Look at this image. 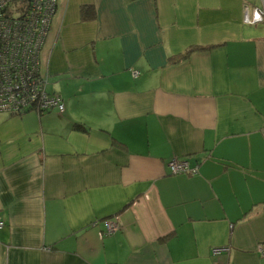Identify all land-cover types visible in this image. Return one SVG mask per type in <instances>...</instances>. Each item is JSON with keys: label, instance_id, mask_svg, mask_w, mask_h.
I'll return each instance as SVG.
<instances>
[{"label": "crops", "instance_id": "1", "mask_svg": "<svg viewBox=\"0 0 264 264\" xmlns=\"http://www.w3.org/2000/svg\"><path fill=\"white\" fill-rule=\"evenodd\" d=\"M259 5L57 0L41 69L63 112H0V264H264Z\"/></svg>", "mask_w": 264, "mask_h": 264}, {"label": "built area", "instance_id": "2", "mask_svg": "<svg viewBox=\"0 0 264 264\" xmlns=\"http://www.w3.org/2000/svg\"><path fill=\"white\" fill-rule=\"evenodd\" d=\"M57 0H0V112L21 115L30 111L42 113L64 105L59 94L49 92L41 69V51L47 38ZM244 21H264V0L259 6L244 8ZM170 173H193L186 159L168 162ZM105 234L118 225L103 220ZM2 222L0 221V226ZM224 248H214L213 254ZM214 264H219L215 262Z\"/></svg>", "mask_w": 264, "mask_h": 264}, {"label": "trees", "instance_id": "3", "mask_svg": "<svg viewBox=\"0 0 264 264\" xmlns=\"http://www.w3.org/2000/svg\"><path fill=\"white\" fill-rule=\"evenodd\" d=\"M81 14H82V18L87 20V19H90V18H93L94 17V9L92 7V5H84L82 7V11H81ZM73 127L77 130H81V131H86L88 130L87 127H85L82 123H74L73 124Z\"/></svg>", "mask_w": 264, "mask_h": 264}, {"label": "bare ground", "instance_id": "4", "mask_svg": "<svg viewBox=\"0 0 264 264\" xmlns=\"http://www.w3.org/2000/svg\"><path fill=\"white\" fill-rule=\"evenodd\" d=\"M50 29V28H49ZM48 33H49V31H48ZM48 35V34H47Z\"/></svg>", "mask_w": 264, "mask_h": 264}]
</instances>
